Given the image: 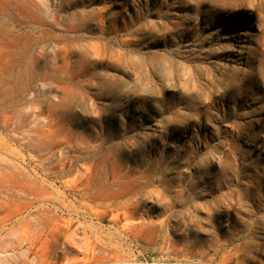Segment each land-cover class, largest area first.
<instances>
[{
    "label": "rangeland",
    "instance_id": "obj_1",
    "mask_svg": "<svg viewBox=\"0 0 264 264\" xmlns=\"http://www.w3.org/2000/svg\"><path fill=\"white\" fill-rule=\"evenodd\" d=\"M198 1L0 0V264H264V0ZM100 127L146 173L127 220L25 195Z\"/></svg>",
    "mask_w": 264,
    "mask_h": 264
},
{
    "label": "bare ground",
    "instance_id": "obj_2",
    "mask_svg": "<svg viewBox=\"0 0 264 264\" xmlns=\"http://www.w3.org/2000/svg\"><path fill=\"white\" fill-rule=\"evenodd\" d=\"M238 1H241V0L232 1L231 7H230L232 10L237 8L236 7L237 5L235 3L236 2L238 3ZM201 6H203V2L199 0L198 5H197V10H199ZM212 11L218 14L221 12L228 11V9L219 11V9L216 7V8H212ZM229 12H232V11H229ZM201 21H202V24L204 25L199 28L201 31L208 30L210 29V27L213 26L212 19L209 16L204 17V19ZM220 30H225V29L224 28L218 29V31L212 30L206 36L207 39L213 40L216 37V35L220 33ZM222 34L223 36L225 35L224 37H226V39H228L227 35H229L230 33H228V31H225ZM230 37H232V35H230ZM201 40L202 42L205 41L204 38H202ZM94 53H95L94 55H97L96 52ZM98 57H100V55ZM98 57L96 59V62L94 63V66H99L102 64V59ZM191 68L193 69V67ZM195 69H197L199 72L201 71L198 66ZM171 74H174V71ZM199 77H202V76L200 75ZM201 80L206 81L207 95L214 94L215 97H217L218 95L219 96L223 95L219 91L218 87L214 84V82L216 81V77L214 75H211L208 79L204 77ZM112 84L114 85V83L110 79L106 78L103 80L101 84L102 85L101 88L104 91H108ZM196 87L198 89V86ZM191 88L194 89V86ZM233 115H235V117L240 120L243 119L242 118L243 116H245L244 114H233ZM201 121L202 119L201 117H199L196 120V123L198 125H201ZM245 125L247 124L244 123V124L233 125L232 127L233 130H231L232 132H231L230 137L232 139H238L240 137L241 131L245 130ZM133 127H134L133 125H128L127 130L130 132V130H132ZM128 131H126V129L124 128L122 130L121 135H123L125 132H128ZM85 136L86 137L77 138V141L82 144L80 148H76L73 151H67V152L60 151L58 153L57 160L53 167L42 169L43 164H40L38 167V173L40 177L41 175H43V177L41 178L37 177L32 182L26 183L25 190L23 192L25 193V195H27V197H32V200L37 203L47 204V203L56 201L57 210L60 211L61 213H66V214H71V215L74 214L76 216H79L77 217L76 222H79L80 218H83V219L89 218L90 220L101 221L106 216H109V219H108L109 222L125 221L128 219L127 210L135 208L139 204H141L139 202V199L141 196L139 197V195L142 191L141 187H142V184L144 183L143 180L144 179L147 180L146 173L140 172L135 169L131 170V169H128V167L127 169H125L123 167L122 162L119 159V155L117 153L119 149L118 144L112 143L108 146H105L106 143L112 140L111 138L112 136L110 135L108 137L104 136V127H100L99 132L89 131L85 134ZM155 161L157 160L155 159ZM41 170L42 172H46V170L51 171L52 174L56 178H59V180L60 179L64 180L70 177L72 174H75L76 177L75 179H72V180L62 181V186H61L62 191L52 196L51 194L47 193V189L49 187L45 188L44 186L46 182L44 177H46V174H43V173L40 174ZM110 170L112 171L111 179L109 178ZM217 177L218 176L214 175L215 180H218ZM220 183L222 182L220 181ZM250 183L252 182L250 181ZM217 184H219V182ZM216 190L218 189L216 188ZM215 192H213V194ZM144 197H146V195ZM205 198L206 197H204V199ZM218 211L220 212V210ZM205 219L211 220L212 216L208 215V218H205Z\"/></svg>",
    "mask_w": 264,
    "mask_h": 264
}]
</instances>
